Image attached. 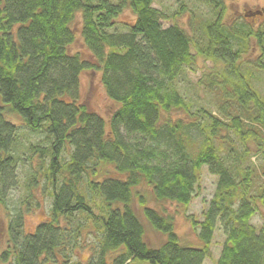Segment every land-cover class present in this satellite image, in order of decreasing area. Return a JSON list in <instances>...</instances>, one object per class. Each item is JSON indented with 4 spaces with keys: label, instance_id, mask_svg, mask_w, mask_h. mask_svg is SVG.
<instances>
[{
    "label": "trees",
    "instance_id": "1",
    "mask_svg": "<svg viewBox=\"0 0 264 264\" xmlns=\"http://www.w3.org/2000/svg\"><path fill=\"white\" fill-rule=\"evenodd\" d=\"M194 1L208 17L187 0L172 14L155 0H0V207L8 210L16 182L15 119L51 140L32 150L40 154L39 179L53 188L49 220L32 231L22 212H8L0 264H67L59 257L67 258L72 240L77 247L82 232L69 227L77 215L93 218L102 236L91 259L73 264H110L111 255L113 264H204L219 225L226 240L215 264H264V223L252 222L264 215V163L249 164L254 156L264 161V96L242 69L245 51L225 25L226 0ZM126 11L134 19L120 30ZM185 14L187 26L178 23ZM78 15L94 63L69 51ZM199 59L214 65L199 84L215 98L216 114L194 109L179 88ZM88 70H99L116 106L108 120L82 102ZM204 167L216 190L203 219L191 220L197 245L188 244L175 217L150 197L187 208ZM143 217L164 236L159 245L147 242Z\"/></svg>",
    "mask_w": 264,
    "mask_h": 264
},
{
    "label": "rangeland",
    "instance_id": "2",
    "mask_svg": "<svg viewBox=\"0 0 264 264\" xmlns=\"http://www.w3.org/2000/svg\"><path fill=\"white\" fill-rule=\"evenodd\" d=\"M181 0H155V6L168 13H174ZM190 8L194 9L198 15L204 18L209 16L210 9L201 1L187 0ZM227 15L225 25L227 28L237 32L236 48L245 51L242 55L241 66L247 77L250 79L252 86L264 96V68L259 67L260 62L264 64V34L259 39L256 34L260 31L264 33V0H226ZM189 14L183 15L178 23L187 26ZM134 17L130 11L119 19L123 24L132 23ZM170 23H165L168 26ZM72 28L76 34V41L70 47V53H80L82 57L94 63V58L86 48L83 38L81 37L82 17L78 15ZM120 30H125L124 26ZM214 65L211 62H204L199 59V62L194 70H186L179 82V88L185 97L193 104L194 109L204 108L217 113V106L213 95L207 92L204 87L199 84L205 72H209ZM101 74L98 71L88 70L82 75V102L88 108L100 114L105 119H109L112 112L116 109L107 97L105 90L100 81ZM17 125V144L15 146V154L18 157L17 176L14 187L8 190L6 195V210L0 207V227L5 229L8 225V212L12 215L22 212L26 222V228L32 231L40 222L49 220L50 210L53 204V198L50 194L52 186L43 179H39L36 171L39 168V153L32 150V146L40 148H48L51 145V140L47 138L43 131H32L24 122L15 119ZM61 160H68L67 154L61 156ZM45 166L50 162V156L43 158ZM249 161V160H248ZM264 161L261 157L254 156L249 164L259 167ZM112 168V167H110ZM38 177V183L34 178ZM217 178L212 175L206 167L203 168L200 184L196 190L197 196L192 203L187 207L178 205L177 203H157L152 196L150 197L151 206L165 210L175 217L176 232L181 237L182 242L195 244L198 241L197 231L193 228L191 220H202L203 212L212 200L216 190ZM87 191V189H86ZM88 193V191H87ZM93 210L99 212L92 203ZM163 206V207H162ZM144 225L147 228L146 240L153 245H159L164 236L155 232L145 217L142 218ZM252 222L256 226H261L264 223V215H256ZM70 232H75L79 227L81 234L77 239V247L74 248V241L68 245L67 258L59 257L61 261H67V264L74 262H86L92 258L96 252L99 239L102 233L99 231V226L93 218H88L85 215H77L70 224ZM92 230L95 232L90 233ZM226 240V234L222 226H218L215 232V237L211 247V255L205 260L204 264H215L219 258L223 244ZM3 244L0 245V252ZM108 261L113 264V255L109 256ZM60 264V263H59ZM130 264H151L148 261H135Z\"/></svg>",
    "mask_w": 264,
    "mask_h": 264
}]
</instances>
